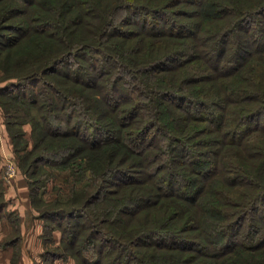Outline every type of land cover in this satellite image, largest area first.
Masks as SVG:
<instances>
[{"label":"trees","instance_id":"1","mask_svg":"<svg viewBox=\"0 0 264 264\" xmlns=\"http://www.w3.org/2000/svg\"><path fill=\"white\" fill-rule=\"evenodd\" d=\"M16 56L34 162L86 160L52 212L85 216L67 249L264 264V0H0V62Z\"/></svg>","mask_w":264,"mask_h":264},{"label":"rangeland","instance_id":"2","mask_svg":"<svg viewBox=\"0 0 264 264\" xmlns=\"http://www.w3.org/2000/svg\"><path fill=\"white\" fill-rule=\"evenodd\" d=\"M16 58L9 62L8 69L0 62V108L6 135L10 138L5 148L12 151L11 156L0 151V264H86L80 256L92 258L98 239L95 244L83 242L74 250L67 249L62 241L66 234L64 230L73 222H84L85 216L81 212L74 216L52 213L57 207H69V190L75 180L83 179L81 173L77 175L78 179H75L77 176L74 178V169L83 167L86 160L79 155L68 166L51 165L49 159L38 164L34 162L40 152H32V122L25 110L28 106L22 105L23 109H18L19 101L5 93L13 90L6 84L16 79L11 77L18 72L12 65ZM60 69L65 70L67 66L62 65ZM41 85L40 81L20 87L31 93L40 91ZM17 88L15 90H21ZM30 114H38L36 107L30 109ZM8 164L15 168L10 179L6 178ZM82 183L83 180L77 181L78 191ZM110 228H117V224H110ZM128 261L127 257L116 260L117 264Z\"/></svg>","mask_w":264,"mask_h":264},{"label":"crops","instance_id":"3","mask_svg":"<svg viewBox=\"0 0 264 264\" xmlns=\"http://www.w3.org/2000/svg\"><path fill=\"white\" fill-rule=\"evenodd\" d=\"M10 142V138L8 137V135H6V130H5V124H4V119H3V114L0 108V151H2V153L4 155H10L12 154V151L9 148H5L6 147V143ZM8 142V143H9ZM8 147V146H7ZM4 151V152H3ZM6 155V156H7ZM7 159V157H6Z\"/></svg>","mask_w":264,"mask_h":264},{"label":"built area","instance_id":"4","mask_svg":"<svg viewBox=\"0 0 264 264\" xmlns=\"http://www.w3.org/2000/svg\"><path fill=\"white\" fill-rule=\"evenodd\" d=\"M14 169H15L14 166H12L11 164H8L6 166V175H7L6 178L7 179H10L14 175V173H15ZM7 181H9V180H7Z\"/></svg>","mask_w":264,"mask_h":264}]
</instances>
